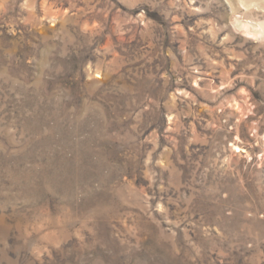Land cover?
<instances>
[{
    "label": "rangeland",
    "instance_id": "obj_1",
    "mask_svg": "<svg viewBox=\"0 0 264 264\" xmlns=\"http://www.w3.org/2000/svg\"><path fill=\"white\" fill-rule=\"evenodd\" d=\"M189 3L0 0V264H264V48Z\"/></svg>",
    "mask_w": 264,
    "mask_h": 264
},
{
    "label": "clouds",
    "instance_id": "obj_2",
    "mask_svg": "<svg viewBox=\"0 0 264 264\" xmlns=\"http://www.w3.org/2000/svg\"><path fill=\"white\" fill-rule=\"evenodd\" d=\"M214 6L222 9L218 19L213 17L201 21L209 25L208 32L213 41L220 33H225L220 40L221 44L243 37L245 42L252 41L257 49L264 48V0H207L201 7L192 8L191 3L187 5L193 13H208ZM71 42L70 37L68 43ZM65 54L66 52L62 53ZM234 58L243 60L245 54L238 53Z\"/></svg>",
    "mask_w": 264,
    "mask_h": 264
}]
</instances>
